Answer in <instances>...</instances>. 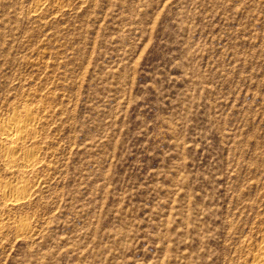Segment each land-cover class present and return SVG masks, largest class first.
<instances>
[{"label":"rangeland","instance_id":"obj_1","mask_svg":"<svg viewBox=\"0 0 264 264\" xmlns=\"http://www.w3.org/2000/svg\"><path fill=\"white\" fill-rule=\"evenodd\" d=\"M263 251L264 0H0V264Z\"/></svg>","mask_w":264,"mask_h":264},{"label":"bare ground","instance_id":"obj_2","mask_svg":"<svg viewBox=\"0 0 264 264\" xmlns=\"http://www.w3.org/2000/svg\"><path fill=\"white\" fill-rule=\"evenodd\" d=\"M18 121L19 120H17V119L11 120L10 122L7 121L6 124L4 125L3 132L1 133V136H2L1 141H2V146H3L2 149L5 152V154H8L10 156L13 155L16 151L21 150L22 143L25 139L24 129H25L26 125L24 126ZM10 158H12V157H10ZM9 162H11V161H9ZM24 162H25L24 166H22L23 168L31 166V160L30 159H26ZM4 191H5V189H4ZM12 192H14V191H12ZM263 255H264V253H263ZM260 263L264 264V257L260 258Z\"/></svg>","mask_w":264,"mask_h":264}]
</instances>
